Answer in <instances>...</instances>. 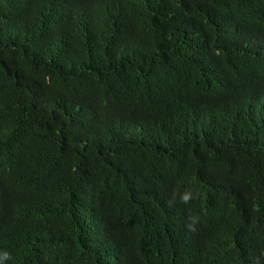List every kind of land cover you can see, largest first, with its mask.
<instances>
[{"label":"trees","instance_id":"trees-1","mask_svg":"<svg viewBox=\"0 0 264 264\" xmlns=\"http://www.w3.org/2000/svg\"><path fill=\"white\" fill-rule=\"evenodd\" d=\"M0 249L264 264V0H0Z\"/></svg>","mask_w":264,"mask_h":264},{"label":"clouds","instance_id":"clouds-1","mask_svg":"<svg viewBox=\"0 0 264 264\" xmlns=\"http://www.w3.org/2000/svg\"><path fill=\"white\" fill-rule=\"evenodd\" d=\"M202 198V193L199 188H193L192 186L185 187L183 191L180 190V182L176 188L173 189L170 198L167 200L169 207H173L176 203L183 205H189L194 200ZM201 224V217L199 214L190 213L187 217L185 227L188 231L195 233L198 230V226ZM12 259L11 253L7 249H0V264H7Z\"/></svg>","mask_w":264,"mask_h":264}]
</instances>
